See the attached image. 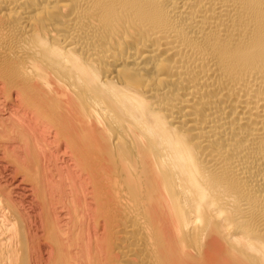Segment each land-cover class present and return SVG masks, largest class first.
<instances>
[{
	"label": "bare ground",
	"instance_id": "6f19581e",
	"mask_svg": "<svg viewBox=\"0 0 264 264\" xmlns=\"http://www.w3.org/2000/svg\"><path fill=\"white\" fill-rule=\"evenodd\" d=\"M0 264H264V0H0Z\"/></svg>",
	"mask_w": 264,
	"mask_h": 264
}]
</instances>
